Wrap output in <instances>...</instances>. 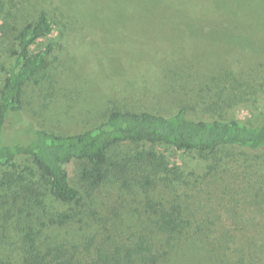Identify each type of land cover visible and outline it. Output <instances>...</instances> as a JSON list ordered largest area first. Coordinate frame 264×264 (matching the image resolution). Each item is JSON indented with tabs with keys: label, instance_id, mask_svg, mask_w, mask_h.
Instances as JSON below:
<instances>
[{
	"label": "trees",
	"instance_id": "obj_1",
	"mask_svg": "<svg viewBox=\"0 0 264 264\" xmlns=\"http://www.w3.org/2000/svg\"><path fill=\"white\" fill-rule=\"evenodd\" d=\"M18 3L0 0V58L10 62L0 79V247L18 244L0 264H264V47L237 70L227 65L240 49L235 33L228 48L203 37L214 64L207 74L189 64L170 87L169 113L114 107L82 132L7 140L27 85L52 77L63 48L42 45L59 30L48 11L18 22ZM244 4L240 13L255 18L248 33L264 40V0ZM238 105L249 120L228 115ZM183 156L198 169L187 171ZM76 224L69 244L63 230ZM242 226L252 229L246 245Z\"/></svg>",
	"mask_w": 264,
	"mask_h": 264
},
{
	"label": "rangeland",
	"instance_id": "obj_2",
	"mask_svg": "<svg viewBox=\"0 0 264 264\" xmlns=\"http://www.w3.org/2000/svg\"><path fill=\"white\" fill-rule=\"evenodd\" d=\"M244 1L17 0L23 5L22 13L17 12L18 22L28 19L22 17L35 16L42 7L58 21L59 30L52 38L44 39L42 45L50 42L61 44L63 48L59 59L50 65L52 77L27 85L23 110L19 118H11L6 124L5 138L26 141L33 130L57 134L82 132L98 124L105 111L114 107L131 111L150 107L169 113L170 87L192 73L187 70L189 64L194 65L197 72L206 74L214 64L209 58L213 57L211 50L203 46V37L207 43L217 38L224 44L221 46L228 48L232 46L229 40L235 45L231 33L238 36L239 45L234 47L240 49L236 53L232 51L235 59L227 62L231 63L227 64L229 68L244 69L245 57L250 53L259 56L257 53L264 47V40L259 41L257 30L248 33L255 18L247 7L245 12L251 16L240 13L245 7L241 5ZM40 48L38 44L34 47ZM225 48V53L232 50ZM8 63L6 57L0 58V79L1 66ZM227 112L239 120H249L242 105ZM201 113L207 115L203 109ZM126 151L119 153V159L125 157L122 154ZM183 157L181 163L187 171L198 169V158ZM119 159L118 155L113 158ZM75 174L76 170H71L72 181H75ZM83 198L91 206L88 196ZM92 199L97 206L99 196L93 195ZM247 222L257 220L253 218ZM232 224L233 221L226 220V228ZM78 226L64 228L67 238L64 241L72 244ZM239 229V238L244 241L241 243L246 245L245 239L252 229L243 226ZM1 245L0 258H5L18 244L13 240L10 245L6 242Z\"/></svg>",
	"mask_w": 264,
	"mask_h": 264
}]
</instances>
